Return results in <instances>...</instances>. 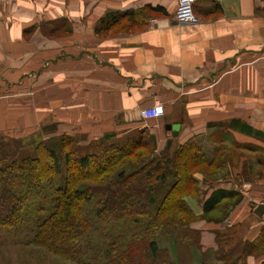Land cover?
<instances>
[{"label":"crops","instance_id":"crops-1","mask_svg":"<svg viewBox=\"0 0 264 264\" xmlns=\"http://www.w3.org/2000/svg\"><path fill=\"white\" fill-rule=\"evenodd\" d=\"M179 1L0 0L1 111L41 116L31 105L36 98L12 100L18 107L10 113L3 105L6 88L34 73L27 82L38 91L42 86L45 139L81 134L94 141L139 131L156 138L155 159L191 141L209 163L220 151L229 164L232 149L256 155L264 149V139L254 134L264 136V0H196L197 20L185 24L176 21ZM146 7L162 11L143 16ZM124 11L142 13V23L100 30L108 13ZM159 103L162 118L141 117ZM169 125L181 126L177 136ZM217 175H195L198 192L185 201L198 218L190 226L197 244L186 255L176 246L173 262L264 264V245L243 253L244 245L264 240V213H256L262 202L250 206L262 184L238 191L220 185L225 179ZM219 191L234 195L205 214L204 203ZM232 200L235 206L221 210Z\"/></svg>","mask_w":264,"mask_h":264},{"label":"trees","instance_id":"trees-1","mask_svg":"<svg viewBox=\"0 0 264 264\" xmlns=\"http://www.w3.org/2000/svg\"><path fill=\"white\" fill-rule=\"evenodd\" d=\"M155 11L161 12L162 9L146 7L144 14L135 11L108 13L101 20L100 30L107 31L120 25L135 26L138 21L141 24V14L147 16ZM254 134L264 139L262 133ZM1 137L0 134V141ZM61 139L62 156L54 148L42 144L36 148L35 159L13 160L0 165V211L4 212L0 229L23 225V212L33 198V191L39 189L37 184H42L49 177L61 176L64 164L68 166L66 187L58 190L59 202L52 213L45 220L40 219L35 240L37 244L59 257L84 262L78 247L83 229L89 228L82 211L85 203L93 200L94 188L87 186V182L91 181L97 182L100 187L98 197L102 208L96 215L104 219L100 223L102 229L111 226L112 234L119 233L117 237H112L115 240L109 244L105 258H95V264H175L168 251L160 247L161 240L180 237L184 230L190 228L195 216L185 199L198 192L195 175L200 174L202 167L214 164L206 160L198 145L191 141L155 159L157 143L153 135L135 131L118 137L108 133L95 140L96 153L79 157L73 149L72 142L76 140L66 135ZM2 150L3 144H0V155ZM138 164H142L141 167L126 173L127 168ZM169 167L171 172L167 173ZM114 175H117L118 181L103 186L105 178ZM169 175L173 182L162 195L157 185L164 184ZM33 178L35 184L29 183ZM229 194L234 195L219 191L209 198L204 203L205 214L215 210ZM160 196L162 200H159ZM126 197L129 199L127 205L119 209L117 206ZM114 225H130L133 231L127 234L123 233L125 230L116 231ZM263 245L262 237L255 243L244 245V256Z\"/></svg>","mask_w":264,"mask_h":264},{"label":"rangeland","instance_id":"rangeland-1","mask_svg":"<svg viewBox=\"0 0 264 264\" xmlns=\"http://www.w3.org/2000/svg\"><path fill=\"white\" fill-rule=\"evenodd\" d=\"M154 16V14H150L149 17ZM139 21L135 26H130L132 29H136L139 25ZM114 30H120L125 28V25L115 26ZM28 77V78H27ZM25 84L16 85L15 88H6L7 102L3 105L6 107L7 111L12 112V108L16 107L17 104L13 101L20 102H28V98H36L35 100H31L32 107L35 105V108H38L39 115L33 120L31 116L28 114L20 116L8 114L5 111H1L2 105H0V128H5L6 130L0 131V134L3 136L0 144H3V150L0 155V165H3L5 162L18 160L21 161L23 159L33 160L36 156V148L39 145L46 144L56 150V152L62 156V136L45 139L44 131L48 128L47 125H44L43 122V114L45 113V109H43V92L42 86L38 89L35 84H29L27 81L34 78V73L28 74V76H24ZM22 78V79H23ZM36 79V78H34ZM22 81V80H21ZM20 83V82H19ZM13 91V92H12ZM38 93V94H37ZM3 97L0 96V100ZM26 104V103H25ZM20 105H22L20 103ZM27 105V104H26ZM18 107V106H17ZM18 122V123H17ZM19 124V125H17ZM33 135H27V134ZM67 137L74 138L73 149L75 153L79 157L88 156L92 153H96L95 146L96 141L91 140L88 136L85 135H66ZM98 140V139H97ZM205 155V158L208 162L209 158L204 151H202ZM211 152V150L209 151ZM222 151L217 152V156L214 164L212 166H204L200 170V174H204L207 176H211L210 179L215 180L218 177L217 174L223 173L222 179H225L224 183L220 185H224L227 188H246L245 185H252L259 182L262 184L261 189L264 188V149L260 148L259 153L256 155H252L249 152H236L235 150H231V157L227 159L231 160V163H225L222 161ZM211 154L209 153V156ZM232 158V159H231ZM221 159V162H220ZM7 160V161H6ZM228 160V161H229ZM239 160V162H238ZM3 161V162H2ZM152 161V158H151ZM192 161V160H190ZM148 163L149 161H144ZM28 164V163H27ZM63 164V163H62ZM239 164V165H238ZM142 164L134 165L133 168H127V172H132V170H137L141 167ZM66 165L63 164V174L57 177H49L42 184H37L39 189L33 191L32 200L27 203L26 208L23 212V225L19 228L14 229H0V264H95V258L104 259L106 253L109 250V244H112V241L115 240L112 237L119 234L118 232H111V226L105 229H102L100 223L104 221L101 217H98L99 211L102 208V201L98 197V188L99 185L97 182H87V186L93 189L92 197L93 200L91 202L85 203L86 205L83 207L82 217L85 222L89 225V228L83 229L82 237L79 242V247L81 248V253L83 257V263H77L70 261L68 259L59 257L53 253H51L46 247L41 246L35 242L37 236V228L40 219L45 220L56 207L59 202L58 190L66 187ZM48 170L47 167H45ZM45 170V172H46ZM167 173L171 172V167L166 169ZM49 173V172H48ZM130 174V173H127ZM236 174H238V178H236ZM139 179H142L141 176H137ZM169 179L161 185H157L159 187V192L167 191L168 187L173 182V178L169 175ZM103 186L108 185L112 182H117V175L112 177L105 178ZM35 178L29 181V183L35 184ZM214 182V181H213ZM44 185V186H43ZM163 185V186H162ZM43 188L41 189V187ZM248 187V186H247ZM251 189V186L248 187ZM41 189V191H40ZM27 191H31V189H26ZM40 192H39V191ZM240 195V194H239ZM252 195V194H251ZM241 196V195H240ZM98 197V198H97ZM251 202L250 206L254 208V205L257 203H264V191L262 190L261 194L256 193L254 196L250 197ZM103 199V198H102ZM196 200L198 196L195 197ZM129 199L126 197L121 201L119 209H123L125 205H127V201ZM162 200L161 196L160 199ZM160 203V202H159ZM236 201L232 200L231 202H224L221 204V210H224L225 207H230L231 205L235 206ZM155 209V207H153ZM3 211H0V219L3 215ZM194 214V213H193ZM195 219L190 224V226L196 222H198V218L194 214ZM204 218V217H203ZM86 224V225H87ZM113 226V225H112ZM116 231H124L123 233H131L133 228L130 225H114ZM85 230V231H84ZM192 232V234H190ZM109 233V234H108ZM196 232H194L191 228L188 230H184L180 237H171L165 238L161 240L160 247L168 251L170 258L173 261L174 250L176 246H179V252L182 255H186L188 247L194 250V245L196 243ZM112 234V235H111ZM122 234V233H121ZM198 234V233H197ZM201 237V236H199ZM197 244V243H196ZM186 258V257H185ZM184 262L190 261L191 264H196L200 259L197 257H193L192 259H185ZM178 261V260H177ZM183 262V264H184ZM175 263V262H174ZM178 264L180 261H178Z\"/></svg>","mask_w":264,"mask_h":264},{"label":"built area","instance_id":"built-area-1","mask_svg":"<svg viewBox=\"0 0 264 264\" xmlns=\"http://www.w3.org/2000/svg\"><path fill=\"white\" fill-rule=\"evenodd\" d=\"M196 0H180L178 10L176 12V21L178 23H194L197 18L193 12V4ZM157 23V22H153ZM165 115L164 106L162 104H155L152 108L141 111V117L144 120L159 119Z\"/></svg>","mask_w":264,"mask_h":264},{"label":"water","instance_id":"water-1","mask_svg":"<svg viewBox=\"0 0 264 264\" xmlns=\"http://www.w3.org/2000/svg\"><path fill=\"white\" fill-rule=\"evenodd\" d=\"M167 129L172 131L174 136H177L179 134L181 126L180 125H169L167 126ZM256 213L259 215H262L264 213V203L258 206V208L256 209Z\"/></svg>","mask_w":264,"mask_h":264}]
</instances>
